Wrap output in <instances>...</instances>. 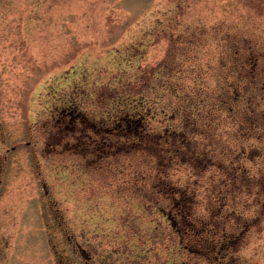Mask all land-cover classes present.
<instances>
[{"label":"rangeland","instance_id":"1","mask_svg":"<svg viewBox=\"0 0 264 264\" xmlns=\"http://www.w3.org/2000/svg\"><path fill=\"white\" fill-rule=\"evenodd\" d=\"M146 111L215 164L197 240L72 134ZM0 264H264V0H0Z\"/></svg>","mask_w":264,"mask_h":264},{"label":"trees","instance_id":"2","mask_svg":"<svg viewBox=\"0 0 264 264\" xmlns=\"http://www.w3.org/2000/svg\"><path fill=\"white\" fill-rule=\"evenodd\" d=\"M152 120L153 114L150 111L133 114L125 112L108 125L85 126L84 129L81 126L77 131L72 130V134H77L75 137L83 136L86 131L85 137L90 147L89 153L97 158V162L109 160L110 163H113L114 160H117L115 157H119L122 162L124 159L128 161L125 164L121 163V166L126 170L134 166H144L145 172L139 173L138 176L141 180L154 178L151 181L152 194L158 199L171 202L167 208V215L175 232L183 239L185 236V242L188 241V237H195L193 240H197L199 231H195L196 226H199L201 230V226H209L211 222L206 224L203 219L201 221L199 219L197 223V219L191 218L192 209H195V204L199 202L195 197L199 192L197 189L199 188V181H195V179L200 178L205 172L207 173L215 164L206 156L207 151L204 150L202 154L195 152L196 148H193V143L185 140V132L180 128L179 130L168 129L164 126L159 131L155 128L154 123L152 124ZM87 129H90L98 138L95 135L93 137L86 135ZM189 159L191 160L189 161ZM183 166L185 172L191 173L194 177L193 182L189 181L185 188L178 187L173 180ZM216 170L221 172L218 167ZM237 171L233 168L228 173L225 172L224 177L227 175L230 181L231 178L235 177ZM194 184L197 188H193ZM140 191L143 193V186ZM154 199L147 201L151 203L158 200L157 198ZM147 206V204L146 207L143 205L145 209L148 208ZM170 212L174 214L171 215ZM175 217L184 218V225L176 224ZM186 248L189 249L188 246ZM200 253L201 249H195L191 252V254L196 255H200Z\"/></svg>","mask_w":264,"mask_h":264},{"label":"flooded vegetation","instance_id":"3","mask_svg":"<svg viewBox=\"0 0 264 264\" xmlns=\"http://www.w3.org/2000/svg\"><path fill=\"white\" fill-rule=\"evenodd\" d=\"M219 243V242H218ZM217 243V244H218ZM217 244H213V243H211L210 244V246L209 247H212L213 248V246L215 247ZM225 244V242H220L219 243V250H218V252H217V254L215 255V259L217 260V261H220V259L222 258V257H224V256H226L227 255V252L225 251V252H223L224 251V247H223V245ZM221 245V246H220ZM208 248H206L204 251H206ZM207 255H209V254H207V252H203V254L201 253V257L202 256H207ZM207 258H208V256H207ZM212 261V259L211 258H209V262H211Z\"/></svg>","mask_w":264,"mask_h":264}]
</instances>
